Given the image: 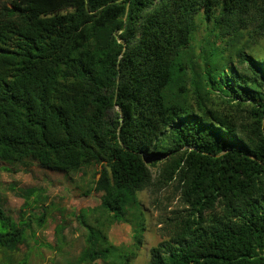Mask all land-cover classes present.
<instances>
[{
  "label": "trees",
  "instance_id": "trees-1",
  "mask_svg": "<svg viewBox=\"0 0 264 264\" xmlns=\"http://www.w3.org/2000/svg\"><path fill=\"white\" fill-rule=\"evenodd\" d=\"M199 17L214 41L194 55ZM261 38L264 0H0V163L100 166L113 222L160 166L186 212L148 264H264ZM184 79L195 105L167 95ZM210 93L221 107L208 108ZM80 220L86 247L72 264L136 259L141 222L123 248ZM26 226L0 207V250L23 245Z\"/></svg>",
  "mask_w": 264,
  "mask_h": 264
},
{
  "label": "rangeland",
  "instance_id": "rangeland-1",
  "mask_svg": "<svg viewBox=\"0 0 264 264\" xmlns=\"http://www.w3.org/2000/svg\"><path fill=\"white\" fill-rule=\"evenodd\" d=\"M192 50L200 52L204 39L214 41L211 25L200 17ZM212 33V34H211ZM243 42V41H242ZM249 54V51H246ZM264 58V38L257 41L251 55ZM170 98L185 97L195 105L189 79L168 90ZM223 98L210 93L208 108L221 107ZM152 185L136 197L137 204L126 208L125 221L113 222L103 212L102 193L97 190L101 167L92 165L75 173L62 174L42 170L33 162L0 163V207L14 222L26 224L25 241L12 252L0 250V264H72L86 247V230L81 218L101 230L114 247L133 245L135 225H144L142 245L132 264H148L149 250L172 235V223L185 216L180 192L174 181H159L160 166L150 167ZM95 264H115L113 257Z\"/></svg>",
  "mask_w": 264,
  "mask_h": 264
},
{
  "label": "water",
  "instance_id": "water-1",
  "mask_svg": "<svg viewBox=\"0 0 264 264\" xmlns=\"http://www.w3.org/2000/svg\"><path fill=\"white\" fill-rule=\"evenodd\" d=\"M120 121H121V119H120Z\"/></svg>",
  "mask_w": 264,
  "mask_h": 264
}]
</instances>
